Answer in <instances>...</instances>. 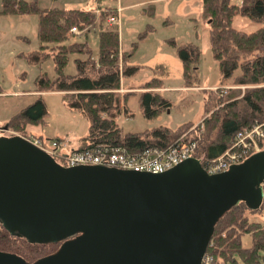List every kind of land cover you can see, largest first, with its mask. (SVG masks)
Returning a JSON list of instances; mask_svg holds the SVG:
<instances>
[{
  "label": "water",
  "instance_id": "1",
  "mask_svg": "<svg viewBox=\"0 0 264 264\" xmlns=\"http://www.w3.org/2000/svg\"><path fill=\"white\" fill-rule=\"evenodd\" d=\"M6 127V126H5ZM264 148L220 172L191 156L161 171L64 165L21 134H0V223L57 248L0 264H201L220 218L264 201Z\"/></svg>",
  "mask_w": 264,
  "mask_h": 264
},
{
  "label": "trees",
  "instance_id": "2",
  "mask_svg": "<svg viewBox=\"0 0 264 264\" xmlns=\"http://www.w3.org/2000/svg\"><path fill=\"white\" fill-rule=\"evenodd\" d=\"M201 3L203 15L209 22L211 46L223 80L264 82V0H201ZM96 8L39 7L33 0H2L1 12L39 14L40 47L43 49L47 43H51L49 48L52 52L47 55L53 54L57 74L54 78L38 75L37 89L63 90L65 104L87 118L88 132L81 138V147L110 143L122 144L135 151L148 145H165L176 137L168 126L160 124L143 131L121 130L117 120L121 109L116 89L119 88L122 73H133L136 66L121 69L119 66L118 23L107 22V16L118 14L117 7L99 5L97 12ZM237 14L259 22L260 26L252 31L236 27L234 17ZM72 27L84 32L90 27L97 28V58H92V49L87 40L67 41L68 31ZM74 52H85L88 59L74 57L77 72L65 73L64 66L69 54ZM177 52L184 64L186 84L191 85L195 79L194 73L198 72L196 62L199 47L184 43L177 46ZM121 57L126 62L128 53ZM158 79L145 82V87L158 86ZM139 102L146 118L170 106L167 98L152 90L142 91ZM213 107L205 117V127L202 132L199 131L202 140L197 155L203 163L224 152L239 130L264 120V85L249 88L240 98H225L219 94ZM46 113V103L38 95L9 118V125L25 134L26 125L42 121ZM263 205L264 201L259 208L251 209L241 200L220 218L207 248L214 264H264V222L252 219L248 214L249 210L258 211ZM245 236L250 237L248 244H245ZM58 244L30 242L11 234L0 223V249L18 253L27 260L32 261L47 254Z\"/></svg>",
  "mask_w": 264,
  "mask_h": 264
},
{
  "label": "rangeland",
  "instance_id": "3",
  "mask_svg": "<svg viewBox=\"0 0 264 264\" xmlns=\"http://www.w3.org/2000/svg\"><path fill=\"white\" fill-rule=\"evenodd\" d=\"M33 1L39 7L64 6L88 9L98 8L100 5L117 7L120 10L118 5H122V11L117 17L120 47L124 50L121 52L119 48V66L120 69L124 66H136L134 73H122L119 88L116 89L121 109L117 120L123 132L143 131L161 124L168 126L171 132L176 134V137L168 142L170 143L180 135H189L188 132L193 125H197L202 132L205 117L214 109L219 94H223L225 98L232 96L240 98L249 88L264 85V82L238 83L233 79L223 80L212 50L209 22L203 15L201 0ZM1 8L2 0H0V134H21L30 139H56L60 141L61 148L65 151L77 146L84 148L80 146V141L88 132L87 118L77 109L65 104L63 90L37 89L38 75L45 74L49 78H54L57 74L53 54L47 55L48 52H52L49 48L51 43H47L43 49L40 47L39 14L2 13ZM107 22L113 24L108 21V16ZM234 25L252 31L257 29L260 23L237 14L234 17ZM72 28L68 31L67 41L87 40L92 49V58H97V28L90 27L86 32L78 29L72 31ZM184 43L196 44L200 51L196 62L198 72L194 73L195 79L191 85L186 84L184 64L177 52V46ZM125 52L128 53L126 62L121 59ZM76 56L88 59L85 52L70 53L64 66L65 73L77 72L74 61ZM153 77L159 78L160 84L145 87V82L152 80ZM148 88H159L158 92L170 101L168 108L151 118L143 115L139 103L141 90ZM133 90L135 92H132ZM38 95L42 96L47 107L43 120L28 123L25 134L12 128L9 125V118ZM263 121L258 120L255 123ZM30 129L36 132H31ZM41 131L43 134H40ZM197 133L194 138L199 143L202 137L199 132ZM261 146L264 148V142ZM248 214L250 218L264 222V205L258 211L249 210ZM244 241L248 244L250 237L245 236Z\"/></svg>",
  "mask_w": 264,
  "mask_h": 264
},
{
  "label": "built area",
  "instance_id": "4",
  "mask_svg": "<svg viewBox=\"0 0 264 264\" xmlns=\"http://www.w3.org/2000/svg\"><path fill=\"white\" fill-rule=\"evenodd\" d=\"M98 11V9H97ZM118 14L109 15L110 23H118ZM72 31H77L76 27ZM200 128L193 125L189 135H180L165 145H148L140 150H129L121 144L99 143L95 146H79L65 151L56 139L28 138L47 151L64 165L104 164L123 169L146 170L154 173L164 171L191 157H198L199 143L194 136ZM264 142V121L239 130L233 142L219 156L204 160V167L211 173L228 169L232 164L243 161L252 153L262 149ZM199 158V157H198ZM201 160V159H200ZM201 264H214L213 257L206 251Z\"/></svg>",
  "mask_w": 264,
  "mask_h": 264
},
{
  "label": "crops",
  "instance_id": "5",
  "mask_svg": "<svg viewBox=\"0 0 264 264\" xmlns=\"http://www.w3.org/2000/svg\"><path fill=\"white\" fill-rule=\"evenodd\" d=\"M118 6H119V8H120V10H118V8H117V12H118V15H119L120 12L122 11V5H118ZM120 49H121V52L124 51L121 47H120ZM134 72H135V71H134ZM134 72H133V73H134ZM130 74H131V73H130ZM153 78H155V77H153ZM138 90H139V89H138ZM145 90H156V91H160L159 88H148V89H145ZM135 91H137V89H135ZM135 91L133 90L132 92H135ZM142 91H144V90H141V92H142ZM141 92H140V94H141ZM61 93H62V92H61ZM139 97H140V95H139ZM139 103H140V102H139ZM199 119H200V118H199ZM29 131H31V132H36V131H34L33 129H32V130L30 129ZM32 134H33V133H32ZM40 134H43L42 131L40 132ZM82 136H83V135H82ZM79 137H80V136H79ZM79 137H78V138H79ZM78 138H77V139H78ZM77 141H78V140H77ZM76 143H77V145H78V142H76Z\"/></svg>",
  "mask_w": 264,
  "mask_h": 264
}]
</instances>
